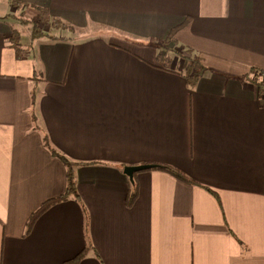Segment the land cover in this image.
Listing matches in <instances>:
<instances>
[{"label":"crops","instance_id":"1","mask_svg":"<svg viewBox=\"0 0 264 264\" xmlns=\"http://www.w3.org/2000/svg\"><path fill=\"white\" fill-rule=\"evenodd\" d=\"M21 1L78 30L33 39L0 0V264H264V0ZM188 55L209 68L196 87ZM45 136L79 198L27 231L67 188Z\"/></svg>","mask_w":264,"mask_h":264},{"label":"trees","instance_id":"2","mask_svg":"<svg viewBox=\"0 0 264 264\" xmlns=\"http://www.w3.org/2000/svg\"><path fill=\"white\" fill-rule=\"evenodd\" d=\"M9 3L11 5L15 6L17 9H24V8L25 9H31V8H33L34 11H36V15L34 18H25L22 16L18 17L19 20H22V23H27L30 21L33 22V29L31 32V36L33 39H37V38H40L43 36L54 38V39L64 38V36H60V35H57L56 33H53L52 31H50V29H54L56 31H58V30H71V31L78 30L77 27H75L74 25L64 21L63 19L52 17L50 15L49 9L46 7L35 6V5L30 4V3H26L24 1H21V0H9ZM23 12H25V11H23ZM189 22H190V20L188 19L182 25H179V26L173 28L170 31V33L166 39V42H169V41L176 42V40H177L176 34H177L178 30L180 28L186 26ZM42 26H47L48 29H43ZM45 30H47V31H45ZM20 36H21V33L18 30H14L13 34L9 38L12 45L17 50L18 55H20L21 48H22L21 43H20V41H21ZM164 60H166V62H167L170 60V57L166 56L164 58ZM186 62H187V64L185 67V76H186L189 84L192 87H196V85L198 84L201 77L204 75V73L207 70H209V68L204 63L203 57H201L200 55H194V56L188 55V56H186ZM263 72L264 71H260L259 69L252 68V70L250 71L249 74L253 75L254 81L261 84V82L259 81L258 74L263 73ZM249 74H248V78H249V76H251ZM35 104H36V87L34 86V88L32 90V105H33V107H35ZM33 115H35V113ZM34 118H36V115L34 116ZM44 142H45V146L51 151V153L54 156L61 159L65 163V165L67 166V188H66V191L64 193H62L61 195L46 200L34 213H32V215L30 216V219L28 221L27 231H30L33 228L35 222L37 221V219L39 218L40 215H42L44 212H46L49 208H51L57 202L67 200L71 196H75V197L79 198V195H78L77 190H76V172H75L76 169H75V166L77 165V163L74 161H71L68 157H66L65 155L60 153L57 149H55L52 146L50 139L47 136H45ZM155 166L170 172L171 174H173L174 176H176L177 178H179L182 181H185L188 183H196V181H194L184 171H182L181 169H179L177 167L170 166V165L164 164V163H156ZM124 167H125V165L122 166V168H124ZM137 193H138V183L135 180L132 182V191H131L130 196L128 198V201L130 203L133 202V200L136 198ZM89 250H90V247L88 245L87 247L84 248V250H82L79 254H77L74 258L70 259L68 262H78V261L82 260L86 256V254Z\"/></svg>","mask_w":264,"mask_h":264},{"label":"rangeland","instance_id":"3","mask_svg":"<svg viewBox=\"0 0 264 264\" xmlns=\"http://www.w3.org/2000/svg\"><path fill=\"white\" fill-rule=\"evenodd\" d=\"M1 7V6H0ZM23 11H25V12H23ZM30 10H28V9H18L17 11H15V13H16V15H18V17L19 16H22V17H25V18H34L35 17V15L34 16H32L33 15V13L32 12H29ZM18 21L19 22H21L19 19H18ZM22 27H23V32L25 33V31L29 34V33H31L32 32V29H33V22L32 21H30V22H27V23H22V25H21ZM42 28L43 29H48V27L47 26H42ZM45 31H47V30H45ZM50 31H52L53 33L54 32H57L56 30H54V29H50ZM58 33V32H57ZM26 34V33H25ZM167 54V53H166Z\"/></svg>","mask_w":264,"mask_h":264},{"label":"water","instance_id":"4","mask_svg":"<svg viewBox=\"0 0 264 264\" xmlns=\"http://www.w3.org/2000/svg\"><path fill=\"white\" fill-rule=\"evenodd\" d=\"M152 164H142V165H134V166H126L124 168L125 173L130 177L131 181H134V176L137 171L148 169L153 167Z\"/></svg>","mask_w":264,"mask_h":264}]
</instances>
